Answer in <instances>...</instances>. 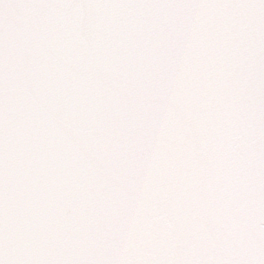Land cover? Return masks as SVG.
I'll return each mask as SVG.
<instances>
[{"label": "water", "instance_id": "water-1", "mask_svg": "<svg viewBox=\"0 0 264 264\" xmlns=\"http://www.w3.org/2000/svg\"><path fill=\"white\" fill-rule=\"evenodd\" d=\"M0 264H264V0H0Z\"/></svg>", "mask_w": 264, "mask_h": 264}]
</instances>
